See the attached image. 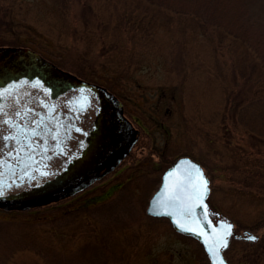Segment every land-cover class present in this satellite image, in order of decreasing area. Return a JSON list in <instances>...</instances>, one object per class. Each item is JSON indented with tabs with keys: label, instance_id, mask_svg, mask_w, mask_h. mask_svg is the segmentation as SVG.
<instances>
[{
	"label": "rangeland",
	"instance_id": "obj_1",
	"mask_svg": "<svg viewBox=\"0 0 264 264\" xmlns=\"http://www.w3.org/2000/svg\"><path fill=\"white\" fill-rule=\"evenodd\" d=\"M147 1L6 0L0 10L5 47H27L102 85L141 127L137 142L85 186L0 205V264H209L196 239L145 213L161 173L182 155L208 178L212 216L233 224L227 264H264V137H248L223 110L241 44L222 37L215 45L217 33L195 18ZM248 9L264 20V0ZM244 230L257 238H237Z\"/></svg>",
	"mask_w": 264,
	"mask_h": 264
},
{
	"label": "water",
	"instance_id": "obj_2",
	"mask_svg": "<svg viewBox=\"0 0 264 264\" xmlns=\"http://www.w3.org/2000/svg\"><path fill=\"white\" fill-rule=\"evenodd\" d=\"M3 55L10 60L8 65L0 67L1 82L9 79V76L14 78L17 73L30 77L36 75L55 92L73 87L92 92L98 99L99 106L96 108L93 103H89L84 107L68 103L66 110L73 115L74 112L77 114L72 124L76 123L78 129L86 132L82 134L80 129L76 131L73 143L76 154L54 177L35 183L31 190L28 188L18 192L19 187L14 186L7 193L4 186L0 185V190L3 191L0 205L23 206L71 193L98 176L95 174L98 167L105 165L104 171L112 167L135 142V129L122 115L121 102L105 87L84 81L55 67L28 48L0 47V56ZM63 97L67 99L66 94ZM92 105L94 106L91 107ZM91 113H95L92 124ZM35 130L39 133L38 129ZM53 130L56 135L58 126L55 125ZM4 163L5 160H0L1 168ZM208 193V178L199 162L186 155L178 156L161 173L157 187L147 200L145 213L166 217L174 231L196 239L209 264H227L222 251L228 244L229 236H236V233L231 221L221 218L215 223L211 221L207 211ZM244 234V238L251 241L254 239L249 237L257 238L256 234L247 230H244Z\"/></svg>",
	"mask_w": 264,
	"mask_h": 264
},
{
	"label": "flooded vegetation",
	"instance_id": "obj_3",
	"mask_svg": "<svg viewBox=\"0 0 264 264\" xmlns=\"http://www.w3.org/2000/svg\"><path fill=\"white\" fill-rule=\"evenodd\" d=\"M9 60L6 55L0 56V67L8 65ZM26 75L17 73L14 78L9 76L6 81H0V160H5L3 168L0 167V185L4 186L7 193L14 186L19 187V192L28 188L31 190L35 183L50 180L76 154L73 143L78 128L76 123H72L77 114L74 112L73 115L66 110L68 103L73 102L84 107L89 103H93L96 108L99 106V101L92 92L79 87L67 88L70 90L65 100L62 93L66 88L55 92L36 75ZM28 97L30 100H27ZM128 116L129 119L125 118L135 129V144L139 136L136 126L140 127V124L132 115ZM55 125L58 126L56 135L53 130ZM35 129H38L39 133ZM80 131L82 134L86 133L84 129ZM33 132L36 134L33 135ZM10 136H15V139H4ZM114 158L115 156L112 159ZM207 211L211 221L215 223L217 218L212 216L208 206ZM237 238L244 239V236L238 235Z\"/></svg>",
	"mask_w": 264,
	"mask_h": 264
},
{
	"label": "trees",
	"instance_id": "obj_4",
	"mask_svg": "<svg viewBox=\"0 0 264 264\" xmlns=\"http://www.w3.org/2000/svg\"><path fill=\"white\" fill-rule=\"evenodd\" d=\"M157 1L159 9L190 15L195 18L201 29L211 36L216 32L215 45H219L222 37L241 44L240 54L235 55L239 64L234 61L231 65L232 85L229 88H233H228L223 98V110L226 112L224 116L232 124L235 121L239 122L242 131L248 137L262 139L264 137V20L261 14L249 12L248 7L251 6L252 0ZM147 3L152 1L149 0ZM4 5L6 0H0V10ZM0 17L4 15L0 14ZM1 22L6 25L8 21L5 19L0 20ZM2 29L0 33L4 31ZM8 42L10 41L0 38V46L8 45ZM249 190L257 192L258 189Z\"/></svg>",
	"mask_w": 264,
	"mask_h": 264
},
{
	"label": "snow or ice",
	"instance_id": "obj_5",
	"mask_svg": "<svg viewBox=\"0 0 264 264\" xmlns=\"http://www.w3.org/2000/svg\"><path fill=\"white\" fill-rule=\"evenodd\" d=\"M77 131H79V129H77ZM36 133L33 132V135H35ZM5 140H8V139H15V136H10V137H4ZM22 150V149H21ZM46 175V173H44ZM0 195H3V192L0 191ZM230 227V226H229ZM191 231V229H189ZM250 239H255V237H249ZM222 264V262H221Z\"/></svg>",
	"mask_w": 264,
	"mask_h": 264
}]
</instances>
